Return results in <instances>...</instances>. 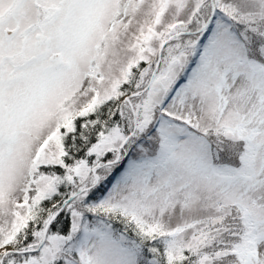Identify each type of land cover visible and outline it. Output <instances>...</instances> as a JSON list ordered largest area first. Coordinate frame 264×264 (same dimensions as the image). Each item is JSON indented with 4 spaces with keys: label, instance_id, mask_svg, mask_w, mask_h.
<instances>
[{
    "label": "snow or ice",
    "instance_id": "snow-or-ice-1",
    "mask_svg": "<svg viewBox=\"0 0 264 264\" xmlns=\"http://www.w3.org/2000/svg\"><path fill=\"white\" fill-rule=\"evenodd\" d=\"M0 264H264V0H0Z\"/></svg>",
    "mask_w": 264,
    "mask_h": 264
}]
</instances>
